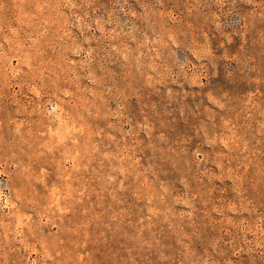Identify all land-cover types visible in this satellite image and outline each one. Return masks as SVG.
Here are the masks:
<instances>
[{"label": "rangeland", "instance_id": "obj_1", "mask_svg": "<svg viewBox=\"0 0 264 264\" xmlns=\"http://www.w3.org/2000/svg\"><path fill=\"white\" fill-rule=\"evenodd\" d=\"M0 264H264V0H0Z\"/></svg>", "mask_w": 264, "mask_h": 264}]
</instances>
